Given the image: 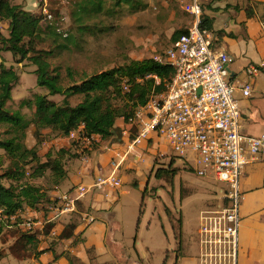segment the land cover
<instances>
[{
    "label": "rangeland",
    "instance_id": "374dc122",
    "mask_svg": "<svg viewBox=\"0 0 264 264\" xmlns=\"http://www.w3.org/2000/svg\"><path fill=\"white\" fill-rule=\"evenodd\" d=\"M11 1L37 15L44 13L46 7L53 26L69 34L67 38L51 35L46 25H43L45 31L36 42L37 49L55 51L49 61L62 73L64 85L80 81L94 73L129 64L132 60L165 52L171 45V35L177 22L186 17L181 10L172 12V2L164 3L163 0H47L45 3L41 0ZM100 2L103 7L101 12L90 15L83 12L82 7L90 10ZM81 24L87 28L82 29ZM0 29L8 36L9 22L0 20ZM0 62L7 67L16 68L19 74L12 99L7 102V106L11 110L21 109L30 120L33 109L21 107V102L34 99L36 94L48 93L46 88L37 84L36 65L29 60L18 63L17 58L8 51L0 54ZM67 69H71L72 77L67 75ZM51 99L60 103L63 96L54 95ZM82 99L79 95L69 98L72 105ZM118 103L124 104L121 100ZM33 127L29 125L23 139L24 144L30 148L49 139L48 136H36ZM10 135L7 127H0V137ZM154 145L155 148H150L154 150L148 155L149 162L139 164L132 174L124 175L123 185L117 189L120 201L113 209L116 214L112 219L120 222L122 228L116 231L115 238L127 248V255H132L134 261H141L142 264H196L197 260L201 264L200 211L219 208L227 185L215 178L199 176L194 169L192 154L183 158L162 141ZM9 164L7 152L0 149L1 174ZM33 167L34 162L26 165L31 173ZM158 169L168 172L157 177ZM33 179L31 175H26L18 182L8 178L3 179V182L17 186ZM40 180L47 189L54 186L50 170L37 179ZM128 190L130 193H126ZM2 224L5 228L0 236V251L8 256L17 238L24 232L19 226L13 227L4 222ZM99 224L102 223L96 220L88 227L87 233H92ZM113 245L117 246L116 243ZM107 246L105 260H120L111 245ZM18 247L21 251V246ZM232 263L233 259L227 250L226 255H221L214 264ZM2 264L14 263L6 258Z\"/></svg>",
    "mask_w": 264,
    "mask_h": 264
},
{
    "label": "built area",
    "instance_id": "2783aa9c",
    "mask_svg": "<svg viewBox=\"0 0 264 264\" xmlns=\"http://www.w3.org/2000/svg\"><path fill=\"white\" fill-rule=\"evenodd\" d=\"M41 1L45 3L47 0ZM183 8L192 16L188 31L165 52L153 56L156 62L174 68L173 78L165 90H153L146 103L137 104L128 120L123 117L129 127L124 132L128 134L127 152L150 141H162L179 157L188 158L192 154L194 169L199 176L215 178L227 185L222 205L203 209L200 213L202 251L199 259L201 264H214L228 250L232 264H237L243 169L250 157L264 155V130L259 135L241 132L236 86L229 80L228 67L232 58L227 52L214 48L212 34L201 29L203 12L200 0H188L183 3ZM44 14L51 18L46 7ZM261 25L264 32V17ZM260 66L264 69V61ZM259 69L251 64L247 73L252 77ZM145 78H154L157 85L161 83L155 74H147ZM143 80L136 78L137 82ZM121 82L122 92H130L129 79L124 77ZM241 87L244 96L251 95L250 82ZM66 136L74 143L81 160L89 163L91 152L101 136L87 133L84 124ZM113 165L116 168L119 163ZM30 173L28 169L27 175ZM121 185L122 180L115 170L108 175L100 174L90 185L78 183L67 191H55L46 202L34 208L9 213L0 205V222L19 226L28 232L42 230L47 224L54 223L50 233L56 236L59 234L57 223L63 217L75 214L87 193ZM85 219L88 224L95 221L93 215H86Z\"/></svg>",
    "mask_w": 264,
    "mask_h": 264
},
{
    "label": "crops",
    "instance_id": "0c3cea01",
    "mask_svg": "<svg viewBox=\"0 0 264 264\" xmlns=\"http://www.w3.org/2000/svg\"><path fill=\"white\" fill-rule=\"evenodd\" d=\"M163 1L172 2V12L181 10L186 15L178 21L180 23L177 22L171 35V47L177 40H174L176 31H187L192 16L183 8V3L188 0ZM200 3L202 16L212 20L213 29L210 33L214 48L227 52L232 58L228 67L229 80L236 86L235 96L241 111V132L259 135L264 130V69L260 66L264 61V32L261 25L264 0H200ZM251 64L260 68L252 77L247 73ZM249 82L252 84V93L244 96L241 85ZM128 128L123 117L118 118L116 132L111 138L100 140L91 152V160L87 164L81 160L77 148L66 135L45 129L43 133L50 135L49 139L38 145V154L42 160L51 153L55 155L60 149L66 151L63 163L67 177L59 185L48 188L49 198L55 191H67L78 183L90 185L98 175H108L114 170L123 185L124 175L132 174L139 164L149 162L148 155L154 150L155 142L142 144L136 150L127 152L128 134L124 132ZM151 147L154 148L150 150ZM113 163H119V166L115 168ZM33 183L43 186L41 180L36 179ZM241 184L242 224L237 264H264V155L249 158L243 169ZM118 188L106 187L90 191L80 201L75 214L68 220L62 218L57 223L58 235H52L47 224L42 230L31 232L36 235L37 245L30 250L29 256L18 259L9 251L8 256L5 254L0 260V264L6 258L13 260L14 264H142L141 261H134L132 255H127V248L115 238L116 231L122 228L120 222L112 219L116 214L113 209L120 201ZM126 193H130V190ZM26 208L34 207L26 206L25 210ZM86 215H94L102 223L92 233H87L86 230L96 220L88 224ZM73 223L76 226L72 236L62 238L61 233ZM115 243L117 246L113 245ZM107 244L111 245L120 260L117 256L114 258H117V262L105 260ZM198 263L199 260L196 261Z\"/></svg>",
    "mask_w": 264,
    "mask_h": 264
},
{
    "label": "trees",
    "instance_id": "16d2710c",
    "mask_svg": "<svg viewBox=\"0 0 264 264\" xmlns=\"http://www.w3.org/2000/svg\"><path fill=\"white\" fill-rule=\"evenodd\" d=\"M102 8L100 2L90 10L86 7H82V10L90 15L101 12ZM51 19L44 13L34 14L21 4H13L11 0H0V20L8 21L10 30L7 36L0 29V54L3 51L11 52L18 63L25 60L31 61L36 65L37 84L48 90V93L36 94L34 99L21 102V107L33 109V117L28 120L21 109L11 110L7 106V102L12 99V91L19 80V74L16 68L7 67L0 62V127H7L11 134L8 137H0V149L5 150L10 158L9 166L4 173H0V205L4 206L9 213H15L26 206L37 207L49 199L48 189L33 183L34 180L43 177L47 170L52 172L54 185H59L67 177L63 163L66 153L64 149H60L55 155L51 153L42 160L38 154L40 143L33 148L24 144L23 139L29 125L34 126L36 136H48L49 134L43 133L45 129L67 135L71 130L84 124L87 133L99 134L101 140L109 139L113 136L112 130L115 129L118 118L124 117L128 120L137 104L146 103L153 90L157 92L165 90L166 84L174 76L172 66L160 64L153 57H148L132 60L129 64L94 73L80 81H72L64 85L62 73L49 61L55 51L36 47L37 40L45 31L43 25H46L51 35L69 37L68 33L53 26ZM200 26L202 30L211 32L212 20L202 16ZM80 27L87 28L82 24ZM187 31H176L174 40ZM67 40L71 41V38ZM147 74L158 75L161 83L157 85L154 78H145ZM67 75L72 77L71 69H67ZM124 77L128 78L131 84V91L128 93L122 92L121 81ZM137 77L144 80L137 82ZM54 95H62V102L58 103L51 99ZM75 95L82 96L83 99L76 105H72L69 98ZM118 100L124 104L119 105ZM30 162H34L33 172L30 173L34 178L33 181L21 182L17 186L6 185L3 182L5 178L16 182L21 181L27 175L26 165ZM167 172L165 169H158L156 176L162 177V173ZM53 226L54 223H49L47 229L50 230ZM75 226V223L68 225L61 233V237L72 236ZM4 228L5 225L0 222V236ZM22 231L24 233L17 238L15 245L12 246L13 251L11 250L18 259L29 256L30 250L37 245L35 234ZM18 245L21 246V251L18 250ZM2 252L0 251V260L4 256Z\"/></svg>",
    "mask_w": 264,
    "mask_h": 264
},
{
    "label": "water",
    "instance_id": "95a60500",
    "mask_svg": "<svg viewBox=\"0 0 264 264\" xmlns=\"http://www.w3.org/2000/svg\"><path fill=\"white\" fill-rule=\"evenodd\" d=\"M200 91H201V90H199V92H200ZM112 132H113V133H115V132H116V131H115V129H114V130H112Z\"/></svg>",
    "mask_w": 264,
    "mask_h": 264
}]
</instances>
